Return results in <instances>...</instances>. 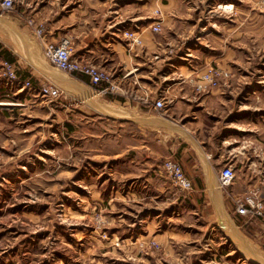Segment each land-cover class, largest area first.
<instances>
[{"label":"rangeland","instance_id":"obj_1","mask_svg":"<svg viewBox=\"0 0 264 264\" xmlns=\"http://www.w3.org/2000/svg\"><path fill=\"white\" fill-rule=\"evenodd\" d=\"M116 2L113 9L125 19L124 34L137 29L134 23L147 27L143 35L134 32L140 40L135 47L143 39L151 41L149 48L139 47L137 60L153 59L156 99L166 104L152 110L157 133L168 130L181 136L174 156L183 170L189 160L185 154L191 158L192 147H201L212 186L198 201L188 200V192L164 172L163 161L170 153L158 139L153 149L162 153L155 177L150 182L129 180L116 174L114 160L100 162L97 135L105 125L101 128L99 118L92 116L93 124L88 123L96 132L95 137L88 132V146L83 120L72 119L69 127L67 108H74L75 102L89 106L53 76H88L51 65L42 54L37 30L51 40L49 32L59 27L54 33L72 43L70 23L90 32L103 30L111 0H13L12 9L0 5V19L40 45L38 62L46 71L28 59L23 67L13 64L18 79L9 84L36 89L42 103L28 101L0 113V264H255L246 252L263 255L255 244V238L264 235L255 231L263 228L250 222L264 225V178L253 175L259 166L253 163L252 148L253 143H264V0ZM70 12L72 19L59 21ZM153 25L159 31L154 32ZM8 32L0 21V39L12 43ZM81 64L97 68L112 83L92 86L109 97L125 96L114 72L89 61ZM179 76L184 82L172 89L175 80L169 79ZM50 86L58 88L59 98L42 94L40 90ZM176 93L187 95L195 114L183 116L188 108L179 115L165 110ZM165 119L178 120L180 129L162 127L159 121ZM234 127L245 130L234 136ZM231 135L237 140L238 158L231 155ZM226 164L232 165L235 179L221 187L218 175ZM117 167L126 172L124 164ZM250 192L263 201L262 217L235 212V200Z\"/></svg>","mask_w":264,"mask_h":264},{"label":"crops","instance_id":"obj_2","mask_svg":"<svg viewBox=\"0 0 264 264\" xmlns=\"http://www.w3.org/2000/svg\"><path fill=\"white\" fill-rule=\"evenodd\" d=\"M116 1L117 0H111V11L108 12L109 15L107 16L109 17L106 21L107 26L103 30H93L90 32L78 25H74L75 23L72 22L69 25V27H72L68 31L74 34V39L72 40L74 56L80 62L89 61L103 69L114 72L116 74L115 81L117 82L118 89L121 93H125V96L115 98L109 97V95H105L103 90L99 87L92 86L88 81V77L85 76H81L79 79L70 77L67 74H56L53 76V79L60 85H67L68 90L83 97L88 104L89 107L87 108L86 105V107H84L75 102L73 105L74 108H67V112L69 113L67 119L69 127H72V119L80 123L81 120H83V126L85 128L84 139L87 146L89 142V138H87L88 132L91 131L89 134L90 137L96 136V132L93 131V129L89 130L91 125L88 123L93 124L92 118H99L101 128L105 125V128L100 129L99 135H97L99 136L98 148L99 158L101 159L100 162L107 163L108 161L114 160L116 162L117 175L123 176L125 174L126 178L132 181L141 179L150 182L156 175V162L159 158V154L162 153L161 151L158 153L153 149L157 143V139L161 144V148L170 153L169 157L176 159L174 153L180 149L178 141L181 139V136L175 135L168 130H159L157 133L156 116H154L152 111L154 110V102L156 99V69L154 61L153 59H146L143 61L137 60V57L140 56L139 53H137L139 47L149 48L148 46H150L151 41L143 39L141 46L137 45L136 47V44L130 43V39L123 33L124 30H126L125 19L119 11L113 9L114 5L117 3ZM73 15L74 13L70 12L68 15L63 16L62 19L60 18L59 21L63 19H72ZM16 18L18 19L17 16ZM0 21L7 27L8 33L10 34L8 37L12 41V43L8 41L7 43L0 39V113L3 114L4 111L12 108V106L26 105L28 101L35 103V105L42 103L38 100L40 95L36 89L24 88L21 83H16L14 85L9 84L7 77H5L4 62H9L14 65L17 64V66L23 67L25 65L24 63L28 62L26 59H28L34 63L36 67L42 69V71L46 70L40 66L38 62L39 58L37 54L41 51L40 45L36 42L35 45H33L21 29L19 30L11 25L5 18L3 20L0 19ZM134 27L137 29L133 31V34L134 32L136 34H142V32H145L142 31V29L147 28L143 25L136 26L135 23ZM56 28L53 26L52 30L49 32V38L51 40H57L61 37L59 31L54 33L53 30H59V27ZM12 34L15 36L13 37ZM29 35L31 36L32 33L30 32ZM20 73H22V71H20ZM168 78L169 77H166L165 80ZM176 79L179 81H176ZM170 80H175V82L170 84L172 89L174 86H177V84L184 82L183 78L180 76L171 77L169 81ZM94 94L96 96L101 95L103 100H97ZM176 94L175 99L172 101L173 103L167 106L165 110L170 111L171 115L177 110L176 115H179L180 109L188 108V111L182 113L183 116L195 114V111H190L192 107H190L189 102L191 100L185 97L187 95L185 93H181L180 95H178L179 93ZM115 103L118 104V106H113ZM97 108H99V110ZM159 122H161L160 125L162 127H168L167 125H170L172 128L171 130L180 129V124L176 119H165ZM74 126V129L78 127L77 125ZM244 130L243 128H235L234 136L238 133L237 131ZM167 140L171 142L169 146L166 145ZM253 145V152L256 153V158L253 163L259 166V170H256L253 175L259 179L264 178V166L262 167V165H264V143L257 142L253 143ZM192 148L195 157L193 153H191L192 159L188 158V153L185 154V157L189 160H187L184 170L192 181V190L188 192L186 198L190 201H198L200 198L199 196H201L200 193H206L207 189H210V186H212L210 184L213 181L211 177L205 174L204 163L207 161L205 151L201 147ZM182 150L183 149H181V151ZM184 150L188 151V148ZM232 151L234 152L232 153ZM238 153H240V151L237 150V140H232L231 135V155L238 158ZM120 163L126 166V172L117 167ZM250 223L256 224L255 226H259V228H263L262 231H255L256 234H264L263 224L253 221ZM253 228L255 229V227ZM255 239L257 249L262 248L263 255H257L252 251L250 255L247 250V256L249 255V259L255 264H264V235L263 237L259 236ZM260 261H263V263Z\"/></svg>","mask_w":264,"mask_h":264},{"label":"built area","instance_id":"obj_3","mask_svg":"<svg viewBox=\"0 0 264 264\" xmlns=\"http://www.w3.org/2000/svg\"><path fill=\"white\" fill-rule=\"evenodd\" d=\"M1 7L4 9L13 8V0H1ZM154 32L159 31L157 25L152 27ZM42 29L37 30V36L42 41V54L44 58L53 66L64 73H83L89 77L90 83L94 86H99L102 83L112 87L110 77L99 71L93 66H83L81 62L74 56L72 43L67 36H62L58 40H48L47 37L41 33ZM130 39L131 44H138L140 40L136 38L133 32H126L124 34ZM4 66L8 69V80L13 83L18 78L16 73L11 70L12 63L4 62ZM28 85V83H24ZM107 87V88H110ZM106 88V89H107ZM43 95H48L51 99L60 97V92L56 87H43L41 90ZM165 108L166 104L163 99H156L154 108ZM164 172L172 179V182L179 187V189L190 192L192 190V181L185 174L183 168L177 160L168 157L163 161L162 165ZM235 179V171L230 164L224 165L218 175V183L221 187L229 186ZM235 212L240 216L262 217L263 216V201L257 192H250L244 197L235 200Z\"/></svg>","mask_w":264,"mask_h":264},{"label":"bare ground","instance_id":"obj_4","mask_svg":"<svg viewBox=\"0 0 264 264\" xmlns=\"http://www.w3.org/2000/svg\"><path fill=\"white\" fill-rule=\"evenodd\" d=\"M226 7H230V5L229 6H226Z\"/></svg>","mask_w":264,"mask_h":264}]
</instances>
